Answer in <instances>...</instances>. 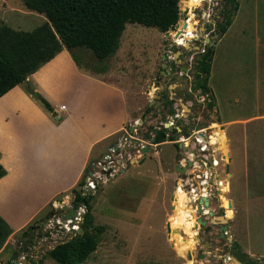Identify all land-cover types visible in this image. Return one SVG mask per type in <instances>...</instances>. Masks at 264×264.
<instances>
[{"label":"rangeland","instance_id":"rangeland-1","mask_svg":"<svg viewBox=\"0 0 264 264\" xmlns=\"http://www.w3.org/2000/svg\"><path fill=\"white\" fill-rule=\"evenodd\" d=\"M203 1L197 8L202 0L192 1V6L184 9L183 0H179L177 22L185 25L183 30L193 26L201 37L212 28L217 34L216 38L210 34L208 42L204 40L205 45L212 44L206 93L210 108L209 103H198L196 64L203 53L202 40H189L183 31L176 36L175 26L160 33L155 28L125 24L117 50L102 60L83 48L72 51L74 60L95 72L87 79L99 115L105 110L117 113L114 128L120 120L131 122L139 117L134 122H140L134 142L124 134L132 125L124 122L119 133L94 149L79 185L69 188L70 180L59 185H28L23 198L7 208L6 221L0 217L10 231L0 242V264H10L21 255L28 264L40 260L41 264H56L44 255L79 232L85 209L77 207L80 221L71 225L77 226L76 231L74 227L59 231L47 223L63 213V205L72 207V190L79 193L88 173L98 171L92 164L106 155L112 167L92 179L93 190L84 195L91 196V225L102 227V232L95 251L82 264H221L220 257L225 254L238 262L264 264V0H235L232 21L223 33L216 32L215 25L221 21V9L230 7L223 0L214 27L204 26ZM42 17L19 0H0V45L15 32H30L46 23ZM65 61L60 55L53 63ZM20 88L26 99H32L24 83ZM9 95L0 101V108ZM123 109L125 117L120 118ZM16 111L18 116L28 112L8 105L0 109V117ZM174 114L181 116L173 121L170 116ZM200 128L208 129L211 144L217 145L214 156L220 160L215 169L228 186L220 191L223 195L212 196L208 207L212 217L203 216L206 225L196 232L194 210L187 206L189 198L180 186L186 171L184 161L189 152H195L190 145L184 149L173 141ZM155 132H162L165 141L153 148L151 135ZM143 143L148 147L144 156ZM56 189L63 192L47 202ZM219 216L227 222L223 239L217 238Z\"/></svg>","mask_w":264,"mask_h":264},{"label":"crops","instance_id":"crops-1","mask_svg":"<svg viewBox=\"0 0 264 264\" xmlns=\"http://www.w3.org/2000/svg\"><path fill=\"white\" fill-rule=\"evenodd\" d=\"M76 49L79 48L66 49L61 45L51 60L24 79L32 99H26L20 85L7 92L10 95L3 107L18 105L29 114L18 116L16 111L0 117V166L4 171L0 178V217L5 221L7 208L23 198L28 185H59L70 180L69 188L75 187L97 145L119 133L124 122L133 125L139 119L120 120L114 128L117 113L106 110L101 115L97 113L96 99L89 91L87 79L95 72L74 60L72 51ZM60 55L68 61L54 64ZM34 95L43 99L50 111ZM119 117H125L124 109ZM60 192L63 190L53 191L47 202Z\"/></svg>","mask_w":264,"mask_h":264},{"label":"trees","instance_id":"trees-1","mask_svg":"<svg viewBox=\"0 0 264 264\" xmlns=\"http://www.w3.org/2000/svg\"><path fill=\"white\" fill-rule=\"evenodd\" d=\"M19 1L26 9L42 14L46 23L30 32H15L8 42L0 45V101L8 95L7 92L23 83L29 74L51 60L60 51L61 45L66 49L89 50L95 58L102 60L116 51L118 39L125 24L155 28L160 33H165L175 26L177 27L176 36L180 35L185 28L184 24L179 25L177 22L179 0ZM224 4L230 8L221 9V21L215 25V31L218 33H223L229 26L231 16L237 7L235 0H224ZM190 6H192V0H183L181 7L185 9ZM211 57L212 50L206 47L196 64L197 88L201 94L208 92L207 77ZM200 75L203 76L200 77ZM34 98L46 111H50L49 105L43 99L36 95ZM169 104L168 101L165 102L166 106ZM207 106L210 108L211 104ZM146 111L147 109L144 112ZM164 141L162 132L155 134L152 139L154 144ZM3 175L4 171L0 166V178ZM80 183L81 181H78L76 185ZM72 193L73 209L80 204L85 212L81 217L79 232L68 240L56 244L44 255L56 264H82L95 251L98 236L102 232V227L91 225L89 205L91 196L81 197L74 190ZM9 234L8 226L0 218V242ZM31 264H41V260ZM247 264L254 263L247 262Z\"/></svg>","mask_w":264,"mask_h":264},{"label":"built area","instance_id":"built-area-1","mask_svg":"<svg viewBox=\"0 0 264 264\" xmlns=\"http://www.w3.org/2000/svg\"><path fill=\"white\" fill-rule=\"evenodd\" d=\"M222 1L223 0H206V3H205L206 10H205V12L204 11L202 12V14H203L202 18H203L204 26H208V25L213 26L214 19L218 18V10L221 6ZM202 3H204L203 0H202V2L198 3V5L195 8L199 7L200 4H202ZM214 33H215L214 28H212L211 31L204 33V35L202 37L199 36L198 33H195V37L191 38L189 40H192V41L198 40V38L200 37L202 40V45H203L200 50H201V52H204L205 49H203V48H206L208 46V45H205V43L210 40V34L214 35ZM204 40H206V42H204ZM199 93H200V90H199ZM206 96H207L206 94H204V96H202V94L200 93L198 103H201V104H203L205 102L209 103L210 101L208 99H206ZM173 116L174 117L172 119L174 121V119L180 118L181 114L180 115L174 114ZM173 121L169 122L170 126L173 125L172 124ZM139 123L140 122L134 123L131 126V128L128 130V133L124 131L125 132L124 134L132 142H134L133 141L134 140L133 135L136 133V130H137L136 127L139 126ZM174 129H175V131L180 133V130H178V128L175 127ZM207 131H208V129H204V128L194 129V130H191L189 132V134H186V135L180 134L177 137V139L175 141H173V143L178 144L179 146H181L184 149H186L190 145L193 148V151L195 152V153L189 152L190 154H188L186 161H184L183 168H185L186 171L183 174V180H182L183 182L180 184V186H181L182 190L184 191V193L189 198V203L187 206L194 210L196 228L199 227V223L197 221L199 219L202 220L203 216L208 215V213L204 214V211L209 210L208 207L210 205L212 196H214V194H216V193L220 195L221 194L220 191L223 190L224 188H226V186H228L225 178L220 179L219 174L217 173V171L215 169L218 166L220 159L217 157V155H216V157L214 156V153L216 151L215 149H216L217 145L211 144V141H210L211 135H210V133H207ZM156 133H158V132H155V134ZM155 134L151 135L152 139H153ZM152 139H151V141H152ZM139 142L141 143L143 141H139ZM158 144L153 143V148H155ZM146 145H147V143H143L140 145V148H142V150H143L145 147H147ZM109 148H111V146H109ZM109 158H110V156H108V155L103 156L99 162L92 164L91 167L92 168H94V167L98 168V171L97 172H92V171L89 172L91 174V176L88 175L83 187H80L78 189V191H79L78 194L81 197L86 195L90 190H93L94 186H93L92 179L98 178L99 175H104L107 172V170L110 167H112L111 166L112 164L109 163V162H111L109 160ZM104 162L108 166H104L103 165ZM186 163L188 166L186 165ZM223 167H225V164ZM225 176L227 177L226 174H225ZM212 187H214V189H212ZM199 191H201V193H199ZM221 195H223V194H221ZM203 196H206V198H204ZM218 198H220V196H218ZM204 201H206V205L203 204ZM63 207H65V206L63 205ZM69 209L73 210V208L70 205L69 206L67 205L65 208L62 209V212L65 213ZM204 209H206V210H204ZM75 210L77 211V216L74 217V222L77 224L80 221V218H78L80 209L76 208ZM210 212H211V210H210ZM63 213L59 216H52V218L47 223V226L48 227H55L57 230L63 231V232L64 231L67 232L69 230V227H72V228L74 227L75 229H73V230L76 231L77 226L68 225V224H72V223L70 221L61 220V216L63 215ZM222 234L224 236H226L225 231L222 232ZM224 236H223V238H224ZM227 248H228V246H227ZM220 259H223L221 264H235V263H232L231 258L228 256V254H225L224 256L220 257ZM10 264H28V261H27V259H25V257H23L21 255V257H18L17 259H13L10 262Z\"/></svg>","mask_w":264,"mask_h":264},{"label":"water","instance_id":"water-1","mask_svg":"<svg viewBox=\"0 0 264 264\" xmlns=\"http://www.w3.org/2000/svg\"><path fill=\"white\" fill-rule=\"evenodd\" d=\"M214 37L215 38L217 37V34L216 33H214ZM211 45L212 44L209 43L208 44V47H210ZM178 54L179 53L177 52L175 55H178ZM183 70H185V68H183ZM23 83H25V82L23 81ZM170 117L173 118L174 116L171 115ZM114 150H115V148H114ZM146 151H147V147H145L143 149V151H142L143 152V156H144V153ZM142 158H144V157H142ZM175 170L176 171H181L182 169H180L179 167H175ZM88 175L91 176L90 173ZM88 195H90V194H88ZM170 200H172V196H171ZM203 204L206 205V201H204ZM63 208H65V207H63ZM171 210H172V207H171ZM76 216H77V211L75 209H73V210L72 209H69L68 211H66L65 213H63V215L61 216V220H63V221H70L71 223H74V217H76ZM208 216L209 217H212V213L209 212L208 213ZM216 218H217L218 223H220V224H218L219 227L217 229V237L223 239V236L224 235L222 234V232L226 230V224H227V222L221 216L216 217ZM197 222L199 223V227H204L206 225V222L205 221H201L200 219ZM213 224H215V223H213ZM205 231H210V228L209 227H205ZM165 233H166V237H167V235L169 233V226H168L167 223L165 225ZM45 236H47V234ZM199 258H202V255H199ZM231 260L233 261V263L240 264L234 258H231Z\"/></svg>","mask_w":264,"mask_h":264},{"label":"flooded vegetation","instance_id":"flooded-vegetation-1","mask_svg":"<svg viewBox=\"0 0 264 264\" xmlns=\"http://www.w3.org/2000/svg\"><path fill=\"white\" fill-rule=\"evenodd\" d=\"M191 37V38H194L195 37V28L193 26H188L187 30H183V35L187 34ZM199 36H201L200 34H198ZM110 159V158H109ZM110 164H112V161L109 162ZM195 230H197L196 232H198V228H195ZM196 236H197V233H196ZM218 238V237H217ZM171 246V245H170ZM191 254V253H190ZM188 261H191V259L187 260V263ZM232 261V260H231ZM233 263V261H232Z\"/></svg>","mask_w":264,"mask_h":264},{"label":"bare ground","instance_id":"bare-ground-1","mask_svg":"<svg viewBox=\"0 0 264 264\" xmlns=\"http://www.w3.org/2000/svg\"><path fill=\"white\" fill-rule=\"evenodd\" d=\"M193 2H196L197 0H192ZM211 138H212V136H211ZM222 218L225 220V218L222 216ZM177 223H178V225L179 226H181L182 227V225H181V223H180V219H179V217L177 218ZM68 225H71V224H68Z\"/></svg>","mask_w":264,"mask_h":264}]
</instances>
